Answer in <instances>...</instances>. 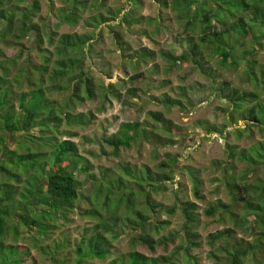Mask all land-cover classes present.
<instances>
[{"label": "trees", "instance_id": "1", "mask_svg": "<svg viewBox=\"0 0 264 264\" xmlns=\"http://www.w3.org/2000/svg\"><path fill=\"white\" fill-rule=\"evenodd\" d=\"M18 1L22 0H14V3L11 0H0V94L3 92L0 98V174L10 179L0 182V264H23L30 255V247L13 242L21 235L19 227H23V231L31 238L32 247L41 251L39 242L50 240L49 233L55 228L54 222L61 219V223L74 221L70 213L76 208L80 209L77 201L82 198V186L87 184L93 189L88 196L90 203L79 214L93 217L96 221L81 232L79 241L72 247L73 262L70 264H86L93 258L104 260L110 253L108 248L111 241L123 231L131 233V242L139 244L141 249L114 255L106 264H173L172 258L180 251L185 260L198 264L197 256L189 253L202 244L197 230L200 224L198 204L187 199H176L173 204L165 206L155 201L151 194L166 190L165 183L174 176L177 155H173L171 161H160L159 171H155L149 164L138 167L127 160H121L114 168V173L102 167L98 174L91 173V163L80 154L72 138L77 135L72 127L84 128L94 118L92 112L76 113L74 108L75 103L95 96L94 83L83 71L85 56L82 50L92 40V36L86 37L76 31L62 33L52 51L56 60L50 62V50L42 46L43 35L51 43L56 33L48 32L45 25L43 30L42 25L31 21L40 7L37 0L28 6H21ZM61 1L63 5L57 9L61 14L59 18L72 25L83 21L87 28L92 27L93 23L94 28L102 23L108 26L119 52L133 60L135 69L141 62L155 56L154 50L145 46L138 51L126 53L130 46L122 38V31L117 26L121 28L123 23L127 27L141 24L144 18L136 16L133 10L128 9L122 14L123 8L116 11L108 9L105 12L98 10L83 17L84 10L93 8L90 6L87 9L88 0ZM136 2L139 6L142 4L140 0ZM157 2L163 7H170L173 19L187 33V37L177 40L180 44L185 43L179 54L170 50L159 53L168 62L165 71L178 63L190 62L204 75L213 78L216 69H211L210 61L216 60L218 69L237 68L242 65L243 58V79L253 84L246 91L224 83L219 85L214 94L225 101L220 110L225 112L227 118L220 128L202 121L204 132L221 136L226 126L242 122L243 129H233L236 137L241 138L244 133L248 135L252 126L264 133V98L261 96L264 92V62L257 56L262 54L264 57V0ZM118 15L121 16L117 25H110ZM148 18L147 23L157 17ZM216 26H220V29ZM142 32L150 34L147 30ZM28 36L32 38V48L42 52L44 59L40 63L24 61L25 65L9 76L7 70L10 63H15L19 57H7L2 48L14 45L23 47L21 39ZM244 43L250 49L237 53L235 48ZM77 51L80 52L79 59ZM143 76V73H135L130 79L142 80ZM25 84L27 87L22 89ZM107 87L108 94L120 95L110 89L111 85ZM65 89H70L65 100L59 102L56 98H50L49 93H60ZM134 91L128 89L130 95H134ZM34 93L38 96L32 98ZM178 95L185 97L182 91ZM151 98L167 107L185 106L180 97L164 94L161 98ZM147 115L153 122H122L114 134L104 139L112 156H118L120 147L130 148L142 141L164 147L175 142L171 136H161L157 131L167 135H188L181 125L165 118L162 112L149 110ZM10 144H14V147L9 148ZM248 150V147L239 148L227 142L224 158L213 161L214 167L222 172L230 202L218 201L205 208L204 213L212 217L220 208L221 212L226 211L231 216L233 224L205 235V243L211 248L207 254L212 264H246L248 255L252 256L256 264H264L260 262L264 258L259 261L256 256L257 251L262 252L264 249V178L256 174L260 168H264V142L255 141L250 152ZM168 155L169 152L165 153L166 158ZM120 162H124L123 167ZM240 163L244 164V168L238 171L237 164ZM165 168H169V171L166 172ZM188 174L194 196L203 197L199 188L201 179L196 169ZM144 181L149 186L148 190ZM130 185H138V193L144 195V202L142 208L138 209L130 200L133 193L129 192L127 198L130 203L125 207L126 212H123L120 205L126 195L125 188L129 189ZM111 203L114 204L112 208ZM177 207L184 217L179 234L181 244L175 245L167 255L153 257L158 247H168L169 241L172 242L174 238L173 235L157 240L152 238L151 232L159 234L170 221L161 220L159 215H173ZM147 209L150 214L145 213ZM250 225L256 228L252 240L237 237L239 229L245 232ZM8 235L11 241L7 243L5 240ZM64 242L57 243L47 254L54 264H67V260L57 258L61 248L71 245L68 239Z\"/></svg>", "mask_w": 264, "mask_h": 264}, {"label": "rangeland", "instance_id": "2", "mask_svg": "<svg viewBox=\"0 0 264 264\" xmlns=\"http://www.w3.org/2000/svg\"><path fill=\"white\" fill-rule=\"evenodd\" d=\"M13 1L14 0H11L12 3H14ZM32 1L33 0H22L18 2L21 6H28L31 5ZM37 1L40 3V7L35 11L31 21L34 23L37 22L40 26L45 25V28H47V31L50 33H56L51 43L48 37L43 35L42 46L50 50L48 51L51 57L50 62L56 60L52 51L53 47L56 45V40L62 33L76 31L80 35L85 34L86 37L92 36V40L84 46L82 51H84L85 56L83 71L94 83L95 96L85 99L80 103H75L74 108L76 113L88 114L92 112L94 118L88 126L84 128L72 127L77 133V135L72 136V138L80 154L86 157L87 161L91 163L90 172L98 174L99 168L102 167L109 169L110 173H114V168L117 167V164L119 165V161L121 160H127V162L138 167H142L143 164H149L155 168V171H159L160 168L158 165L160 161L166 159L167 161H171L173 155H177L174 161L175 170L173 179L165 183L166 190L157 193L151 192L152 198L165 206L173 204L176 199H187L195 201L198 204L197 212L198 216H200V224H198L197 230L200 233L199 240L202 244L200 247L195 248V250H190L189 253L192 256H197L198 264H212L207 254L211 248L205 243V235L233 224L231 216H229L226 211L221 212L220 208L212 217H207L204 213L205 208L218 201L230 202V195L223 184L222 172L220 169L214 167L213 161L224 158L225 144H227V142L237 145L239 148L248 147L249 152L251 145H253L255 141L261 140L264 142V133H261L254 126L251 127L248 135L244 133L240 136L241 138L236 137L233 129H243L244 125L242 122L236 125L231 124L226 126L221 136L215 133L208 134L204 132V126H202V121H208V123L217 125L220 128L227 118L225 112L220 110L221 107L225 105V101L222 98L219 99L214 94V90L219 85L224 83L242 91L252 88L253 84L243 79V58L241 59L242 65H239L237 68L222 67L218 69L216 66L217 61H210L209 65L211 69L213 71L216 69V74L213 78L204 75L190 62L178 63L177 66L165 71L168 62L159 53L163 50H170L174 54H179L182 46L185 47V43L182 42V44H180L177 40H182V38L184 39L187 37V33H185L182 27L173 19L170 7H163L157 0H140V3H142L140 6L137 5L138 3L136 0H88L87 9L93 8L88 11L84 10L83 17H87L88 14L98 10L105 12L108 9L116 11L119 8H123L121 9V14L131 9L136 16L144 18L139 25L127 27L123 23L121 28L117 26L118 29L122 31V38L130 46V50H126V53L138 51V49L144 46L155 52L153 58L141 62L135 69V64L132 63L133 60L127 55H122V53L119 52L114 43L113 34L108 26L102 23L94 28L93 23L92 27L87 28L84 26L83 21H79V23L73 25L68 24L59 18L61 14H59L57 9L63 5L61 0ZM5 5H7V2ZM120 16L121 15H118L114 21L110 22V25H117ZM148 17L157 18L147 23L146 19H150ZM1 23L2 22H0V28L2 26ZM154 25L157 27H154ZM45 28L43 26V30ZM216 28L220 29V26H216ZM143 30L149 31L150 34L143 33ZM232 38L230 39L232 40ZM21 42L23 47L14 45L8 46V48H2L7 57H19L15 63L9 64L10 67L7 70L9 76L16 73L18 68L22 65L24 66L27 60H30L32 63H40L44 59L42 52L37 51L36 48H32V38L30 36L21 39ZM248 49H250V46L247 45V43L235 48L237 53ZM77 56L78 59L81 58L79 51H77ZM257 56L260 61L264 62L262 54H258ZM135 73H143L144 76L142 80H131L130 78L134 76ZM108 85H111L110 89L119 92L120 95L113 96L108 94V90L106 89ZM26 87L25 84L22 86V89ZM128 89H135L134 95H130ZM65 90L66 91L62 90L60 93H49L50 98H56L59 102L65 100L69 95L70 89ZM181 91L185 93V97L178 95ZM164 94L172 97H180L185 106L171 105L167 107L155 102L151 98L152 96L161 98ZM2 96L3 92H1L0 98ZM31 96L34 98L38 96V94L34 93ZM261 96L264 98V92L261 93ZM149 110L162 112L165 118H170L175 123L181 125L188 135L181 136L178 133L167 135L157 131L161 136H171V138H173L172 140L175 142L164 147L153 145L148 141H142L131 145L130 148L120 147L118 156H112L111 150L106 145L104 139L114 134L122 122H153L151 118L147 117V112ZM154 132H156L155 129ZM0 136H2V134H0ZM85 138L89 139L86 140ZM13 147L14 144L9 145V148ZM168 152L169 155L166 158L165 153ZM120 165L123 167L124 162H120ZM237 166L238 171L244 168V164L241 163L237 164ZM7 167H10V165ZM195 169L196 174H198L201 179V185L199 187L201 195H203L201 198L194 196L191 189L192 181L188 173ZM164 170L167 172L169 168H165ZM256 174L264 178V168H260ZM8 180L10 179H6L4 175L0 174L1 183ZM144 182L148 190L149 186L146 181ZM137 186L130 185L128 187L129 189L125 188L126 195L122 200L123 204L120 205L123 212H126L125 207L130 203H128L127 198L129 192L130 194L133 193L130 196V200L134 202L132 204L135 207L137 206L138 209L142 208L141 205L144 202V195H139ZM91 188L90 184L82 186V198L77 201L80 209L76 208L70 213L74 221L61 223V219V221L54 222L55 228L49 233L50 240H48V242H39L42 248L41 251H39L37 247H32L33 242L30 241L31 238L23 231V227H19L21 235L13 242L15 244L30 247V255L26 257L23 264H54L47 254L57 243L64 242L67 239L71 242V245L63 249L61 248L59 254H57V258L59 260H67V264L73 262L72 247L79 241L81 232L89 228L96 221L93 217H84L79 214L81 209L87 208L90 203L88 196L93 190ZM94 195L95 193L92 195V198ZM113 205L114 204L111 203L110 207L112 208ZM145 213L150 214V211L147 209ZM159 216L161 220L169 219L170 221L160 230L159 234L151 232L152 238L157 240L160 237L167 238L170 235H173L174 238L172 242L169 241L168 247H158L152 254L153 257L167 255V253H170L174 249L175 245L181 244L179 234H181L184 217L179 207L176 208L173 215L165 216L160 214ZM159 216L156 215L157 218ZM250 218H253V216L250 215ZM251 227L252 225H250V227H248L249 230L247 229L245 232L239 229L236 234L237 237H243L245 240H252L255 237L253 233L256 231V228L253 229ZM150 229L149 227L148 230L150 231ZM107 236L110 237V234ZM130 237L131 233L126 231L120 232V234L111 241V246L108 248L110 253L104 260L93 258L88 260L86 264H106L114 255L141 249L139 244L131 242ZM10 241L11 237L8 235L5 242L8 243ZM146 253H149V251H146ZM256 256L259 261L262 257L264 258V249L262 252L257 251ZM183 257L182 251H180L179 254L177 253L172 258L173 264H191L188 259L185 260ZM260 262L263 263L264 260ZM246 264H256V261L253 260L252 256L248 255Z\"/></svg>", "mask_w": 264, "mask_h": 264}]
</instances>
